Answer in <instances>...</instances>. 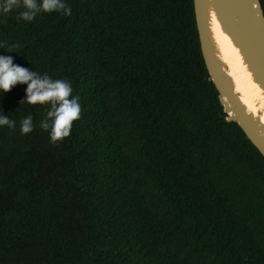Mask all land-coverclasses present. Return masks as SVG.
Masks as SVG:
<instances>
[{"label":"trees","instance_id":"1","mask_svg":"<svg viewBox=\"0 0 264 264\" xmlns=\"http://www.w3.org/2000/svg\"><path fill=\"white\" fill-rule=\"evenodd\" d=\"M66 3L0 16V54L81 106L52 143L26 84L0 94V264H264V156L227 119L194 1Z\"/></svg>","mask_w":264,"mask_h":264},{"label":"water","instance_id":"2","mask_svg":"<svg viewBox=\"0 0 264 264\" xmlns=\"http://www.w3.org/2000/svg\"><path fill=\"white\" fill-rule=\"evenodd\" d=\"M202 55L229 121L236 122L264 156V105L250 110L222 55L214 19L240 52L246 69L264 94V9L261 0H193Z\"/></svg>","mask_w":264,"mask_h":264},{"label":"clouds","instance_id":"3","mask_svg":"<svg viewBox=\"0 0 264 264\" xmlns=\"http://www.w3.org/2000/svg\"><path fill=\"white\" fill-rule=\"evenodd\" d=\"M16 11L17 22H31L38 14L62 12L71 14V7L66 0H0V16ZM0 48L3 44L0 43ZM17 83L26 84L24 97L29 104L48 105V111L39 122V127L46 131L49 140L55 143L71 132L72 122L79 119L81 106L79 97L73 95L71 83L65 79H53L47 73L41 74L29 67L13 63V57L0 54V94L9 91ZM20 100V101H21ZM20 133L33 130L31 113L20 120ZM16 122L0 111V127H15Z\"/></svg>","mask_w":264,"mask_h":264},{"label":"bare ground","instance_id":"4","mask_svg":"<svg viewBox=\"0 0 264 264\" xmlns=\"http://www.w3.org/2000/svg\"><path fill=\"white\" fill-rule=\"evenodd\" d=\"M214 32L220 44L223 58L228 63L230 73L236 80L237 90L241 92L242 100L250 110L256 111L258 109L257 99H260L264 105V94L260 86L252 79L238 48L233 45L230 37L222 30L216 19H214Z\"/></svg>","mask_w":264,"mask_h":264}]
</instances>
